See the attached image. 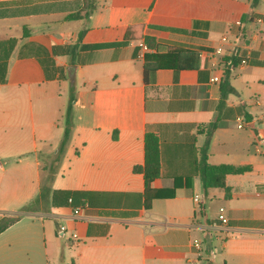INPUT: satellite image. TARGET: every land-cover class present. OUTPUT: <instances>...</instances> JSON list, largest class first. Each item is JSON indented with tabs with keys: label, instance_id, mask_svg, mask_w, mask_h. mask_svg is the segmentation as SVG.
<instances>
[{
	"label": "crops",
	"instance_id": "obj_1",
	"mask_svg": "<svg viewBox=\"0 0 264 264\" xmlns=\"http://www.w3.org/2000/svg\"><path fill=\"white\" fill-rule=\"evenodd\" d=\"M169 48L199 57L144 74L145 56ZM237 49L246 62L226 65ZM71 80L72 131L57 162ZM213 123L208 162L251 170L227 176L228 198L195 175L146 208L134 167L147 132L172 176L196 168ZM262 144L264 0H0V219L19 216L0 233V264H264ZM45 169L54 175L42 200ZM171 176L150 187L172 188ZM220 208L229 228L208 229Z\"/></svg>",
	"mask_w": 264,
	"mask_h": 264
},
{
	"label": "trees",
	"instance_id": "obj_2",
	"mask_svg": "<svg viewBox=\"0 0 264 264\" xmlns=\"http://www.w3.org/2000/svg\"><path fill=\"white\" fill-rule=\"evenodd\" d=\"M257 2V0H255ZM93 9V7H92ZM82 16V13H76L68 18H79ZM83 35V32L80 34V38ZM151 40H149V45L153 46L151 44ZM183 56H187L189 58H192V60L198 59V54L191 51H185L180 48H169L166 52H156L152 54H147L146 60L148 62L152 63V66H145L144 74L147 73V71H154L158 68L162 67H171L175 66L176 68H181L183 65L180 63ZM232 66L230 67H237V65L240 63L239 59L236 58V56H232ZM227 59H225V63L227 65ZM197 63H194L193 65H190V67H196ZM228 85L230 87L231 92H235V89L230 86L229 83H224L223 86ZM226 95V92L225 94ZM73 98L71 99L72 102ZM72 113H73V106L72 103L68 106L66 116H65V130H64V137L62 139V142L60 144L56 161L60 162L61 158L63 157V154L66 150L67 143L71 136L72 131ZM249 116H247L248 118ZM217 128V124L213 123L209 126L207 131V139L206 143L201 151L200 161H196V168L190 172V173H177L173 174H167L165 172L163 167V160H162V147L160 143V139L152 131H148L145 138V164L144 166H135L134 171L140 172L144 174L145 182H146V191H145V198L146 208L150 207V203L153 199H168V198H174L176 195V190L185 187V188H192L193 181L192 177L195 175H199L202 180V186L204 191L206 192L209 188L218 187L222 188L225 191V197L230 196L231 188L227 186L226 179L228 175L231 174H244L251 170V167L249 165H232V164H219V165H212L208 162V145L210 138ZM44 171H47L46 169ZM48 174L44 177L42 185H41V193L40 198L42 200L47 199L49 192L51 190V186L49 182H52L53 175H54V169H50L47 171ZM168 177L171 176L172 179H174L173 187L170 189H157L154 190L150 187V183L157 178L160 177ZM24 210H31L30 206H27L24 208ZM18 215L13 216H5L2 219H0V233L4 231L7 227L12 225L14 222L18 220Z\"/></svg>",
	"mask_w": 264,
	"mask_h": 264
},
{
	"label": "built area",
	"instance_id": "obj_3",
	"mask_svg": "<svg viewBox=\"0 0 264 264\" xmlns=\"http://www.w3.org/2000/svg\"><path fill=\"white\" fill-rule=\"evenodd\" d=\"M221 41L222 42H226L228 41V36L227 35H224L222 36L221 38ZM236 43H239V38L236 40ZM140 48H141V52L140 54L142 56H144L146 53H148L151 49L150 47L145 43V42H141L139 44ZM216 51L218 53H223L224 52V49L222 46H218V48L216 49ZM238 52V49L236 50V53L235 51L229 56V59L227 60V65L228 66H232L233 62H232V56H238L239 53ZM247 60V57H243L241 60H240V63L243 64L245 63ZM214 81H219L220 78L218 76H215L213 78ZM244 125V120H242L241 118L239 119V124L238 126L241 128L243 127ZM196 202H199V198L198 197H195L194 198ZM81 211L82 209L81 208H76L74 210V213H73V216L75 219H82L83 216L81 214ZM229 228V218L224 214V209L223 208H220L219 212H218V218L217 220H215L214 222H212L211 224L208 225V229H228ZM62 230H64V227H62ZM72 240H74L75 242L78 241V234L75 233L72 235ZM192 245L198 249V250H202L203 248V245H202V241L199 240V239H195L193 242H192Z\"/></svg>",
	"mask_w": 264,
	"mask_h": 264
},
{
	"label": "rangeland",
	"instance_id": "obj_4",
	"mask_svg": "<svg viewBox=\"0 0 264 264\" xmlns=\"http://www.w3.org/2000/svg\"><path fill=\"white\" fill-rule=\"evenodd\" d=\"M237 85L240 88L244 99H249V97L255 96L254 95L255 94L254 88H253L252 84H249V85L245 84V79H242V80L240 79L237 82ZM74 93H75L74 84H73V80H71L70 88L68 87V91L65 93V96H66L64 99L65 109H64L62 116L60 117V121L58 122V124L62 127L61 134H60L61 139H63V137H64L66 112H67L68 106L71 103V99L73 98ZM260 148L262 149V151H264V144L260 145ZM50 158H53V157H50ZM261 158L263 159V162H264V156H261ZM205 201L209 204V200L205 199ZM218 204H219V202H218ZM33 205L34 204H32L30 207H33ZM66 237L68 238V237H70V235L67 234Z\"/></svg>",
	"mask_w": 264,
	"mask_h": 264
}]
</instances>
